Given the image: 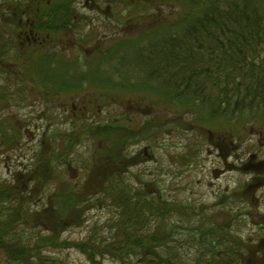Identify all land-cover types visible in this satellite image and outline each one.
<instances>
[{"label": "trees", "instance_id": "trees-1", "mask_svg": "<svg viewBox=\"0 0 264 264\" xmlns=\"http://www.w3.org/2000/svg\"><path fill=\"white\" fill-rule=\"evenodd\" d=\"M5 6L4 13L0 12V27L7 24L8 28L0 29V41L8 32L18 35L29 31L41 36L77 29V26L70 28L72 0L51 3L49 0H7ZM193 6L195 9L186 8L185 14L174 24L130 41L129 48L140 47L138 57H134L140 76L138 84L127 83L125 79L114 85L97 75L89 85L99 88L102 97L89 104L107 102L114 92L135 89L155 97L157 103L182 109L186 115L194 116L196 122L223 120L230 129L224 133L226 139H236L234 128L243 131L252 127L264 135V0H202ZM16 51L20 53L18 48ZM9 54L10 50L2 43L0 59ZM114 54L111 51L96 59L97 74L107 57ZM8 59L7 62L16 66L19 54L9 55ZM63 62H56L53 75L57 77L60 71L65 73L75 68L80 70V81L87 80L92 62ZM13 73L6 71L8 77L0 85V109L15 104L12 86L27 79L24 76L20 80ZM39 74L50 98L46 100L51 109L46 110L52 115L58 112L55 110L57 102L61 105L84 85V82L66 83L69 94L62 93V98L60 91L49 90L47 86L58 82L48 81ZM94 78L92 73L87 82ZM85 106L81 104L75 107L77 111H70L73 116L69 129L57 126L43 131L33 150V165L19 173L20 182L16 181L13 186L1 185L3 260L10 264H29L34 258L33 264H57L44 254V249L69 247L80 252L90 264H103L100 257H110L120 264H264V230L254 239L245 240L203 217L207 215L205 210L215 206L203 208L197 214L192 207L177 206L166 200L153 181L144 182L141 188L131 183L127 175L129 169L146 159L141 154L132 156L124 149H115L114 154L111 151L120 145L119 133L123 130L135 131L129 142L145 132L148 134L143 140L150 139L148 124L136 128L131 126L132 121L124 119L127 129L122 124L107 126L89 119L91 112L96 116L100 114V107L88 110ZM201 116H204L203 121ZM26 137V130L12 120L0 121V148L19 146ZM95 139L108 140L106 154L105 150L97 155L87 151V157L77 154L85 142L93 143ZM216 145L222 149L227 147L224 143ZM230 151L228 154L232 155ZM74 166L79 168L76 179L69 174ZM234 167L250 179L230 194L222 195L220 201L238 200L247 205L252 192L264 187V160L251 159ZM36 193L42 194L43 203L32 208V196ZM98 206L108 207L113 212L107 235L98 237L95 231L82 240L60 241V235L81 227L86 223L87 212ZM243 212L246 215L248 211L235 212L233 217L238 219L244 216ZM183 215L198 217L194 226L197 232L194 252L190 256L185 255L186 252L180 255V250L173 245ZM262 218L264 226V216ZM29 223L39 229L34 240L24 238L18 231L20 226Z\"/></svg>", "mask_w": 264, "mask_h": 264}, {"label": "rangeland", "instance_id": "rangeland-1", "mask_svg": "<svg viewBox=\"0 0 264 264\" xmlns=\"http://www.w3.org/2000/svg\"><path fill=\"white\" fill-rule=\"evenodd\" d=\"M4 1L5 0H0V3H3ZM125 1L128 0H116V3L118 4ZM136 1L138 0H130L129 4L134 6V2ZM147 1L148 6H145L144 8L146 11L145 15L140 14L141 16L134 17L131 23L126 22L125 25L120 24L119 27L113 17H110L107 22H105V18L102 15L91 13L92 8L83 11L82 9L85 6L84 1L80 3V12H84L87 16L94 19L95 21L93 25H96L98 22L102 24L100 31L103 32V34L99 42V47L102 48L109 46V44H107L108 40L103 43L106 38H109L107 33L113 34L114 32L123 29L128 33L131 39H134L138 36L137 34L142 32L145 33L157 28L160 24H171L175 22L176 19L182 17L185 8L181 2L189 4L192 1L198 0ZM117 7L122 6L118 4ZM2 9L3 8H0V10ZM104 26H107L111 32H106L103 28ZM105 35H107V37ZM57 42L62 43L60 49L67 47V50L59 52V57H63L64 59L68 56L66 53L75 55L80 50L75 46H84L77 42L74 43L75 45H69L71 42H74V39L71 36H67L64 40L59 38ZM97 46L98 44L96 43L94 47L84 50L90 51L91 55H94L99 49ZM27 48L29 49V47ZM25 52H27L29 58L32 53L31 50L23 51V53ZM132 57L134 59L133 54ZM45 60L49 61L47 58H45ZM41 61L43 65L40 64L35 71L32 67V60V63L27 67V72L24 73L27 79H32L33 81L26 80L27 83L25 85L15 84L12 86V89L13 87H16V91L26 89L28 91L31 89L33 95L28 93L27 95L20 96L21 98L16 96L14 100L15 104L0 109V121L12 120L14 124L21 127L23 130H26L27 133L26 139L19 146L16 145L15 147L8 146L7 148H0V188H2V184L13 186L16 181L20 182L19 173L26 172L31 168L33 165V162L31 161L34 155L33 150L35 145L39 142V136L43 129H51L52 126L55 125V122L59 123L62 127H66L69 125L68 122L72 118L70 115L64 114L60 116L58 121H53L51 113H48L47 111L45 112L46 102L43 97H41L43 91L40 92V94L34 93L35 89L32 88L34 87V84L36 85L37 82H39L40 77L37 72L38 70L43 71V67H46V63L43 61L42 57ZM52 62L53 61H50V64H52ZM37 63L38 60H35L34 64ZM5 66L8 69L12 68V66L9 65ZM53 66L55 70L56 65L54 63ZM18 69L19 67L17 68V72L19 73L18 77L21 80L23 74H21ZM132 71H136V68H133ZM74 72L75 71H73L72 74ZM46 74L49 78L53 77V75L50 76L49 73ZM113 76L114 75L110 73V77ZM6 79L7 77H0L1 86ZM62 79L65 81L64 76ZM136 81L137 79L132 78L131 83L135 85ZM28 84L31 85L28 86ZM132 91L136 92L131 93L128 98H120V100H117V104L112 106L111 109L114 110L112 113L113 115L118 116L117 113L122 112L119 111V108L123 111L127 110L133 112L132 114H134L135 117L133 118V125L131 126L141 128V126L144 125L143 123L151 122L153 116L157 113L164 112L167 115L164 116L163 121L168 125H164L162 122L157 121L151 124V126L149 125L153 136L145 141L143 138L148 134L147 132L143 134L140 133L138 137L135 136L130 142L129 139L134 136L133 134H135V131L128 129V131L123 130L119 133L122 136L119 140L120 145L113 148L111 153L114 154L115 149H124L130 154L140 153L146 159L145 163L132 168L127 173L131 183L141 188L143 187L144 182L153 181L155 183L153 184L155 185L154 187L161 189L160 193L166 200L175 203L177 206L186 208L192 207L197 214H199V211L215 206L212 209L204 211L207 215L203 217L207 221L214 223L216 227H223L225 231L231 233V235L241 236L245 240L254 239L259 232L264 230L262 218L264 216V187L258 188L252 192L254 194L249 197L247 205L238 200H226L224 203H221L220 198L222 195L229 194L239 188L240 185L248 179V177L235 172L233 168H230V165L235 163L238 164L247 160V158L251 156V151H249V146L251 144L259 147L260 153H262L261 157H263L264 135L258 133L256 128L252 127H247L243 129V131L241 128H234L233 132L236 139H226L227 135L224 133L230 129L223 124V120L217 119L215 122H205L203 124L198 121L200 123L199 125L198 122H194L193 116L187 117L182 109H175L162 104L158 105L155 97L144 95L141 92H137L135 89ZM98 92L99 90L97 88L92 89V93L97 94ZM16 93L18 94L20 92ZM88 95L83 93L77 97L70 96L68 97L70 100L66 101L68 103L76 97L78 102H86L90 99L88 98ZM118 95L119 93L116 96ZM94 97L95 96L93 95V98ZM119 97H122V95ZM135 102H137V104H135ZM67 103L64 101L61 105V109H63V107L64 109H67V106H65ZM74 103L75 100L71 104ZM57 104L59 103L57 102ZM108 115L109 114L107 113L106 117ZM175 117L179 119L180 129L178 131L171 130L170 126ZM201 120H204V116H201ZM189 123H192L194 125L193 128L201 130L205 135L201 136L198 132L190 133L187 130H182V126L189 128ZM125 129H127V127ZM208 130L212 131L214 137H219L224 140L227 146L231 142H234L232 144L234 147H231L232 150L230 151L233 153V157H230V154H228V147L226 150L224 149V156H222L223 153L210 144L206 138ZM241 132V135H243L242 138H240ZM222 137H225V139ZM239 139L241 141L237 142ZM211 140L214 143L217 141L213 139V137H211ZM107 143V139L100 142L95 139L93 143L87 141V143L85 142L78 149L77 154L79 156L84 155L87 157V151L93 152L97 155L101 150H105L106 154ZM150 147H152V150H147ZM259 158H257V160H259ZM78 170L79 168L77 166H74V168L69 170L71 178L76 179L79 177ZM32 197V208H36L43 203V196L41 193H36V195ZM111 211V209L105 206H98L95 210H89L85 218L86 223L81 227H76V229L67 230L60 235V241L68 240L70 242L81 240L90 235H94L95 231L98 233V237L101 234L107 235L109 232V225H111L109 222L113 217V212ZM240 211L248 212L246 215L235 219L233 215H235V212ZM197 219L198 217L195 216H192L191 218L188 216L184 217L183 215V220L179 225L180 228L175 235L177 241L175 240L176 243H173L174 247L180 250V255L182 253L185 254L186 252L185 255L190 256L194 252L193 240L197 233L194 230V226ZM33 222L35 223V221ZM36 226H34L33 223H29L20 226L18 231L24 236V238L34 240L35 237H38L37 232L39 231V229H35ZM42 235L45 236L46 234L42 233ZM44 254L48 256L49 259L55 260L57 264H89L80 252L69 247H62L59 249L47 247L44 249ZM1 255L4 254L0 250V264H10L3 260ZM31 260L32 261L29 264H33L36 259L33 258ZM100 261L103 264H120L117 260L110 257H100Z\"/></svg>", "mask_w": 264, "mask_h": 264}]
</instances>
